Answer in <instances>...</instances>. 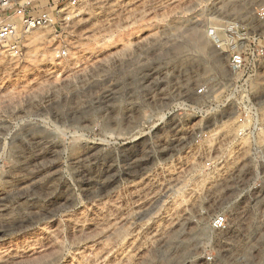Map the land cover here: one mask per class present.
I'll list each match as a JSON object with an SVG mask.
<instances>
[{
    "label": "rangeland",
    "instance_id": "374dc122",
    "mask_svg": "<svg viewBox=\"0 0 264 264\" xmlns=\"http://www.w3.org/2000/svg\"><path fill=\"white\" fill-rule=\"evenodd\" d=\"M71 1L18 33V53L0 44V264H203L220 235L207 243L212 215L193 211L200 182L170 180L130 138L146 84L194 62L173 49L217 4ZM229 217L239 259L264 264V216Z\"/></svg>",
    "mask_w": 264,
    "mask_h": 264
},
{
    "label": "built area",
    "instance_id": "2783aa9c",
    "mask_svg": "<svg viewBox=\"0 0 264 264\" xmlns=\"http://www.w3.org/2000/svg\"><path fill=\"white\" fill-rule=\"evenodd\" d=\"M39 1L0 0V44L9 42L18 53V33L66 18L61 0ZM202 3L218 7L194 17L202 26L192 49H173L174 59L192 53L194 62L149 80L130 141L141 149L142 160L168 166L170 180L200 182L201 201L193 211L212 215L207 243L220 235L216 249L201 255L203 264H251L235 252L239 242L231 239L229 215L264 216V0ZM198 44L206 47L201 55L193 50Z\"/></svg>",
    "mask_w": 264,
    "mask_h": 264
},
{
    "label": "bare ground",
    "instance_id": "6f19581e",
    "mask_svg": "<svg viewBox=\"0 0 264 264\" xmlns=\"http://www.w3.org/2000/svg\"><path fill=\"white\" fill-rule=\"evenodd\" d=\"M194 50V52H196V51H198V53L199 52H202V53H204V52H206V49H205V47H204V45H201V44H198V45H196V49H193ZM255 212H257V211H255ZM256 217L258 216V215H256V214H254ZM259 216H263V214H261V215H259ZM256 224V223H255ZM264 233V232H263ZM262 233V234H263ZM257 241H259V239H257L256 238V242Z\"/></svg>",
    "mask_w": 264,
    "mask_h": 264
}]
</instances>
